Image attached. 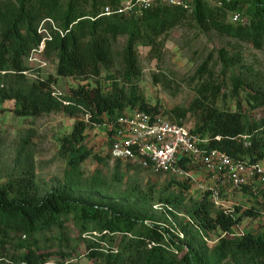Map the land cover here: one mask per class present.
Here are the masks:
<instances>
[{
    "label": "trees",
    "instance_id": "trees-1",
    "mask_svg": "<svg viewBox=\"0 0 264 264\" xmlns=\"http://www.w3.org/2000/svg\"><path fill=\"white\" fill-rule=\"evenodd\" d=\"M213 1L210 5L209 0H193L189 12L160 3L123 11L122 0H0V104L12 101L11 112L17 117L52 112L83 116L61 140L60 153L67 157L72 171L89 156L102 159L83 145L87 130L106 125L104 157H110L109 135L125 109L162 114L138 89V45L148 47L149 57L157 58L163 36L191 19L219 35L264 49V0ZM106 6L109 13L103 14ZM232 13H238L239 20L228 21ZM46 18L57 23L56 29L46 26L51 39L45 43L54 52L55 72L29 80L23 72L37 70L27 66V57L40 42L37 28ZM121 37L125 42L119 68L105 85L99 78L103 69L113 66V48ZM209 60L197 69L201 80L193 100L170 112L179 125L188 113L196 117L190 131L204 140L201 148L219 150L238 161L264 163V116L250 119L243 108L244 102L253 110L264 107V74L253 66H243L239 49L232 54L218 49L217 61L224 72L240 69L229 77L235 109L220 108L221 84L216 83ZM57 77L80 82L94 79L95 84H79L65 96H54ZM30 163L21 175L0 184V264H43L54 254L65 256L61 249L69 247V221L81 236L89 233L78 239L90 264H264V232H231L244 218L257 217L252 208L237 205L229 212L214 210L210 191H205L190 214L198 229L179 222L175 233L160 221L145 222L151 217L129 207L97 202L66 186L40 193ZM51 229L58 234L57 252L46 246V237L41 241L42 233ZM216 230L224 236L209 249L202 235Z\"/></svg>",
    "mask_w": 264,
    "mask_h": 264
},
{
    "label": "rangeland",
    "instance_id": "rangeland-1",
    "mask_svg": "<svg viewBox=\"0 0 264 264\" xmlns=\"http://www.w3.org/2000/svg\"><path fill=\"white\" fill-rule=\"evenodd\" d=\"M209 4L213 5L214 1L209 0ZM51 20L56 26V21ZM227 20L230 21V18L228 17ZM46 26L51 27L50 24ZM124 42L125 37H121L115 44L113 66L102 70L100 83L110 84L107 78L109 75H114L119 68V53ZM49 47L47 45L44 47L37 61H26L27 66L38 71V73L27 71L25 75L27 79L33 80L38 75L46 77L48 74H54L56 61L54 52H51ZM220 48L226 49L229 54L239 49L242 55L241 64L253 66L264 74V49L258 50L250 43L237 42L230 37L219 35L212 28L200 26L193 20L187 19L163 36L157 58L149 57L148 47L137 46L140 72L136 83L145 101L157 106L160 113L169 120L177 122L176 116L170 110L174 107L185 108L193 100L194 89L201 80L197 69L205 59L210 58L209 66L213 70V76L216 83L221 84L217 105L220 108L235 109L229 77L233 70L237 73L240 69L225 72L222 70L217 61V50ZM83 83L90 86L95 84L94 79L80 82L71 78L57 77L53 90L59 93V96H65L71 88ZM12 107V101L0 104V184L21 175L32 162L30 164L40 193L66 186L73 193L92 197L94 201H113L129 207L135 212H140L141 216L151 217L145 219V222L160 221L167 224L175 233L178 231L179 222H188L194 230L198 229L190 214L203 193L209 191L211 187L218 186L203 168L190 169L188 175L172 172L154 173L133 161H118L109 156L104 157L106 129L96 127L87 130L83 145L91 150L92 154L102 156V159L89 156L72 171L67 164V157L60 153L61 140L71 132L75 120L83 116L52 112L39 117H17L12 114ZM243 108L250 119L264 116V107L253 110L244 102ZM182 124L191 130L196 124V117L188 113L183 118ZM244 188L224 187L221 188L215 202L210 193L209 199L214 210L233 211L238 205L257 211V217L244 218L233 227L231 231L233 235L249 231L262 233L264 232V195L262 192L251 195L248 189ZM66 226L70 238L69 247L63 246L61 249L66 255L60 257L54 254L49 259V264H90L89 258L83 255V245L78 239L81 236L80 231L72 221ZM86 234L89 233H83L81 237H88ZM222 236L224 234L216 230L203 233L202 239L208 248L212 249ZM44 237L48 239L46 246L57 252L59 248L56 231L51 229L43 232L41 241ZM104 242L102 247L106 249L108 246Z\"/></svg>",
    "mask_w": 264,
    "mask_h": 264
},
{
    "label": "built area",
    "instance_id": "built-area-1",
    "mask_svg": "<svg viewBox=\"0 0 264 264\" xmlns=\"http://www.w3.org/2000/svg\"><path fill=\"white\" fill-rule=\"evenodd\" d=\"M154 3L181 6L189 12L193 8V0H122V10H130L135 5L148 8ZM102 13L108 14L109 8L104 7ZM229 18L231 22H235L240 16L238 13H232ZM46 24L56 29L52 20L46 18L40 21L37 32L41 39L38 45L31 49L27 57L29 62L37 61L45 43L51 39ZM23 73L27 74L26 71ZM52 95L60 94L53 90ZM101 127L105 128L106 125ZM109 137V154L112 159L133 161L154 173L188 175L194 166L203 168L214 182L218 183V186L209 188L214 202L224 187H245L251 195H257L264 190V169L260 163L234 160L219 150L201 148L199 144L204 142L203 139L184 125L169 120L165 115L125 110L117 118ZM179 235L182 237L181 233Z\"/></svg>",
    "mask_w": 264,
    "mask_h": 264
},
{
    "label": "crops",
    "instance_id": "crops-1",
    "mask_svg": "<svg viewBox=\"0 0 264 264\" xmlns=\"http://www.w3.org/2000/svg\"><path fill=\"white\" fill-rule=\"evenodd\" d=\"M263 165H264V163H261V166H262V168L264 169V166H263Z\"/></svg>",
    "mask_w": 264,
    "mask_h": 264
},
{
    "label": "water",
    "instance_id": "water-1",
    "mask_svg": "<svg viewBox=\"0 0 264 264\" xmlns=\"http://www.w3.org/2000/svg\"><path fill=\"white\" fill-rule=\"evenodd\" d=\"M178 159H180V156H178Z\"/></svg>",
    "mask_w": 264,
    "mask_h": 264
}]
</instances>
